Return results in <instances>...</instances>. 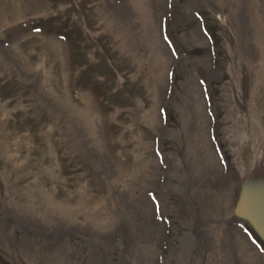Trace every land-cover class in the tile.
<instances>
[{"label": "rangeland", "instance_id": "1", "mask_svg": "<svg viewBox=\"0 0 264 264\" xmlns=\"http://www.w3.org/2000/svg\"><path fill=\"white\" fill-rule=\"evenodd\" d=\"M0 264H264V0H0Z\"/></svg>", "mask_w": 264, "mask_h": 264}]
</instances>
